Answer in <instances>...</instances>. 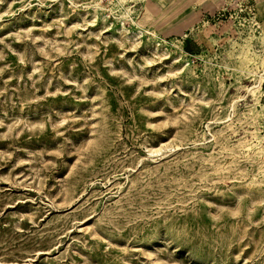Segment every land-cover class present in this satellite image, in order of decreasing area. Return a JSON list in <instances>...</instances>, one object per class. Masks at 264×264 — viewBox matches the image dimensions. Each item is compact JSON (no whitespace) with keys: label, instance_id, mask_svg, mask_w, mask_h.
<instances>
[{"label":"rangeland","instance_id":"obj_1","mask_svg":"<svg viewBox=\"0 0 264 264\" xmlns=\"http://www.w3.org/2000/svg\"><path fill=\"white\" fill-rule=\"evenodd\" d=\"M263 7L0 0V264H264Z\"/></svg>","mask_w":264,"mask_h":264},{"label":"bare ground","instance_id":"obj_2","mask_svg":"<svg viewBox=\"0 0 264 264\" xmlns=\"http://www.w3.org/2000/svg\"><path fill=\"white\" fill-rule=\"evenodd\" d=\"M263 83H264V79L261 78V79L259 80V82H258L256 88L260 90V88L262 87ZM253 86H254V85H253ZM255 91H256V90H255Z\"/></svg>","mask_w":264,"mask_h":264},{"label":"built area","instance_id":"obj_3","mask_svg":"<svg viewBox=\"0 0 264 264\" xmlns=\"http://www.w3.org/2000/svg\"><path fill=\"white\" fill-rule=\"evenodd\" d=\"M262 128H263V130H264V121H263V124H262Z\"/></svg>","mask_w":264,"mask_h":264},{"label":"crops","instance_id":"obj_4","mask_svg":"<svg viewBox=\"0 0 264 264\" xmlns=\"http://www.w3.org/2000/svg\"><path fill=\"white\" fill-rule=\"evenodd\" d=\"M263 15H264V7H263Z\"/></svg>","mask_w":264,"mask_h":264}]
</instances>
